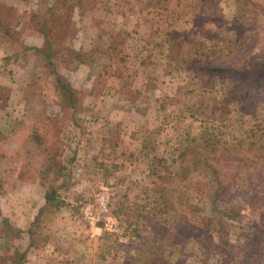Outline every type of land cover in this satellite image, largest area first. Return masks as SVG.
<instances>
[{"label":"rangeland","instance_id":"374dc122","mask_svg":"<svg viewBox=\"0 0 264 264\" xmlns=\"http://www.w3.org/2000/svg\"><path fill=\"white\" fill-rule=\"evenodd\" d=\"M122 1L19 0L17 9L12 8L5 11L1 8L0 19L7 27L4 30L0 29V71H7L12 89H0V100L28 99L30 108L27 113L36 115L41 109L35 107L36 103L39 100L46 102L51 108L49 113H47L48 108L45 110V115H51L53 118L52 124L42 126L41 130L46 133L63 132L72 138L74 135L72 133L90 132L86 126L87 123L94 122L93 115L102 116L105 110L104 107L100 110L94 109V103H98L95 96L99 94V91L103 90V87L105 90L107 87L114 89V92L109 90L108 94H112L111 98L106 97L112 102L123 96L127 99L133 94L132 83L135 80L139 81L130 74V69L136 66V62L134 61L133 64V61H129L131 64L124 65L125 61L119 59L116 54L112 56V51L109 53L113 60H116L114 67H121V69L117 71L114 68L113 72H107L102 68L101 71L102 65L109 67L108 63L106 65L107 48L119 49L123 45L122 39L128 30V28H121L120 21L116 28L110 29L111 27L107 25L112 22L113 13L117 12L116 4ZM127 1L133 2V0ZM223 2L225 5L219 7L218 12L215 9L216 11L210 12L209 16L204 15L201 18L195 16V25L192 28L190 27L192 20L187 24L186 19L192 18L193 12L190 10L191 4L185 0L183 3L185 10L180 14L173 13L178 18H182V28H168L175 33L176 39L169 45L158 42L161 45L157 43L158 48L153 50L161 52L162 49L165 52L170 49L176 61L169 62L168 66L174 70L184 71L179 68L180 63L181 67L191 68L192 77L188 78L184 87L179 85L176 89L181 100L170 101L168 109L163 110L161 118L164 123H158L157 128L142 136L143 139L148 137L154 145L155 153L163 154L168 158L177 143L175 142L176 135L186 128L198 138L199 144L210 145L205 149H202L201 145L199 148H192L194 146L191 145L185 157L186 165L192 166L193 161L204 150L207 152L206 155L213 157L212 161L209 160L212 164V170L208 173L210 183H206V177L199 169L194 172V177L190 178L187 184L186 192L192 194V200L196 202L192 209L181 213V218L180 213H170L173 222L164 241L168 251L160 257V264H238V257L243 256L242 249L246 248V241L252 234V229L248 227V224L250 222L255 224L264 234V68L253 63L254 61L264 62V0H223ZM123 14L127 15L126 12ZM165 14L154 12L155 16L165 17L163 16ZM155 16H151V19ZM170 17L173 18V16ZM147 26L148 24L143 28L138 27L137 30L130 26L129 35L136 39L135 42L128 44L130 53L140 51L142 44L136 45V43L141 38L137 36L147 34L145 33L148 31ZM103 35L105 38L100 41ZM10 37L17 41L24 40L28 44L22 42L23 45H15L12 49L6 45L7 38ZM109 38L113 39L112 43ZM104 42H108V46L105 45L106 50L102 54L94 53L90 59L91 66H85L82 69V64L78 61L80 55L82 54L81 58H83V55L92 48L101 49ZM150 43L152 44L153 41ZM40 50L48 53L44 55L40 53ZM94 57H99L96 63L92 62ZM204 64L220 68L228 75L217 76V74L214 88L208 86L205 90L208 91L206 95L195 98L194 96L200 92L202 77L200 67ZM253 66H256L258 70L249 74ZM122 68L126 69L124 73H122ZM59 76L63 81L70 82L74 98L84 103L79 112L67 107L65 103L67 101L59 95L61 92L57 83ZM95 78H97L96 81ZM93 81L96 83L93 84ZM121 81L126 84L119 86ZM188 96H193V102L198 100L193 106V113L190 114L187 107L184 110L186 105L184 100ZM124 107L126 106L123 105L120 108ZM12 110H8L11 115L14 113H11ZM138 110L136 108V111ZM42 115L43 113L40 114L41 118ZM18 118L16 117L15 120L18 131H27L28 120L19 121ZM72 119L76 124L72 123ZM11 129H15V127L12 128V124ZM111 136L115 138L116 135L110 134ZM82 140L84 142L83 138ZM82 140H74L78 148H81ZM108 142H113V140ZM51 144L52 148L61 146L59 140L52 139L43 140L38 148L47 146L49 148ZM73 148L74 146L65 140V149L72 152ZM101 149H107L104 151L106 152L110 148ZM211 149L215 150L210 153ZM65 155L63 159L65 158L66 163V157L69 155ZM124 155H119L120 164L117 163L116 169L113 166L108 167L106 173L111 171V174L105 178L97 176L95 178L97 181L88 180L86 183L89 185L82 186L85 188L83 193L78 194V191L70 189L67 182L73 176L69 178L67 172L69 174L71 172L65 168L64 180L61 178L64 183L59 179L56 183L35 185L47 194L53 188L57 190V195L48 202L44 212L47 213L46 217L50 221L48 222L50 230L54 232H50V235L38 236V239L40 237L42 241L49 243L46 253L50 256L48 257L50 264H114L113 260L117 264L134 262L138 253V245L144 237L150 234V228L149 220H144L145 222H141L135 228L140 238L130 234L120 239L113 234L115 221L111 218L112 203L119 193L129 186V181L138 179L135 173L132 174L131 167L125 164V160L127 162L129 160ZM57 161L61 162L62 159ZM91 168L89 166L90 171L87 174L93 176ZM126 174L131 180L124 178ZM22 175L29 179L32 176V169L28 166L23 170ZM147 175L151 182L146 186L149 188L152 182L154 183V177L150 176L148 171ZM133 177L135 179H132ZM31 184L22 183L20 185L19 209L23 211L22 219H25L26 210L23 197L27 190L32 188ZM60 185L62 187H59ZM134 186L136 189L137 185ZM129 188L133 191V184ZM147 188H144L142 195ZM97 191L107 196L108 212L104 220L102 222L100 220L99 226H88L82 216V206L88 202L92 203L93 195ZM132 193L129 192V196L131 198L134 196V200L128 198L130 202L126 203L127 205L123 204L125 206L123 209H128V212H131L133 208L131 202L145 198V195L136 197L137 194ZM155 198L159 201L158 197ZM219 205L231 210V213L227 215L231 217L234 213L238 220L236 222L228 220L231 222L226 221L224 231L212 233L210 230L219 229L220 222H212L208 212H210V207L213 212L216 211ZM65 206H69L68 209L71 211L69 218L71 220L68 221L67 226L73 224L83 230L76 242L75 239L72 241L68 234L65 235L66 240L64 241ZM202 207L207 209V212H203L204 214L201 212ZM123 217L124 214H122ZM106 219H110L108 225L105 224ZM21 226H24V221ZM131 226L130 228H133ZM34 227L43 228V226H33L32 229ZM99 227L103 229L95 234L94 230ZM13 230L14 228L4 220H0L2 233L9 235ZM49 236L53 240L52 244L48 242L50 241ZM77 243L79 249L74 250ZM253 251L247 260L248 264H264V236ZM26 260L24 255L21 262H26ZM141 260H144V256Z\"/></svg>","mask_w":264,"mask_h":264},{"label":"crops","instance_id":"0c3cea01","mask_svg":"<svg viewBox=\"0 0 264 264\" xmlns=\"http://www.w3.org/2000/svg\"><path fill=\"white\" fill-rule=\"evenodd\" d=\"M18 1L19 0H0V9L3 8L5 11L12 8L17 9L19 4ZM186 2L191 4L190 10L193 12L192 18L188 17L186 19L187 24H189L190 20H192L190 26L192 28L195 25V16H209L210 12H213V10L216 11L215 9H217L218 12V8L225 5L223 0H186ZM183 3H185V0H133L132 3L131 1L123 0L121 3L118 2L116 4L117 12L113 13L112 22L107 25L111 27L110 29L116 28L119 26L118 21H120L119 24L121 28H128V30H126L125 36L122 39L123 45H121L119 49H112L111 47L110 49L107 48L108 57L106 58V65L108 63L109 67L102 65L101 71L105 69L107 72H113L114 68L117 69V71L121 69V67H114L116 65V60L114 61L112 56L116 54L119 59L125 61L124 65L131 64L129 61H133V64L134 61L136 62V66L133 69H130V74L132 77L139 79V81L135 80L132 83L131 88L134 95L132 94L127 99L123 96L119 100H115L113 102L109 101V99H106V97L111 98L112 96V94H108L109 90L111 92H114L115 90H112V88L108 89V87L106 90L105 87H103V90L101 89L99 94L95 96L98 103H94V109L98 108L100 110V108L104 107L105 110L103 118H97L94 122L87 123L86 126L90 129V132H86L81 135L78 134L76 140L78 137H80L81 140L82 138L84 139V142L82 140L81 148L77 147L76 149L77 158L79 159L72 162L74 164H71L70 167L67 168V170L71 172L69 178L73 176L67 183H69L70 189L78 191V194L83 193L85 188L82 186L89 185V183H86L88 180L93 181L97 178V176L105 178L108 174H111V171L105 174L102 173L100 171L101 169L97 167L98 163L101 162L107 164L108 167L113 166V168L116 169L118 167L117 165L120 164V154H125L124 157L128 158L129 162L125 160V164L131 167L132 174L135 173V176H137L138 179H128L127 174L124 176L126 180L131 181H129V186L124 191H121L116 197L113 202L114 205H117V203L122 200V196H126L127 199L129 198L130 200H134L135 197L133 196L132 199L129 196V192L137 194L135 195L136 197L141 196L144 188H147L146 186L151 183L149 180L150 178L147 175V169H149L152 158L156 155V153L154 151V145L149 141V138L145 137V139H143L142 136L157 128L158 123H164L161 118L163 116V110L168 109V106L171 103L170 101L181 100L179 99L176 89L179 85L184 87L188 78L192 77L191 68L184 66L181 67L180 63L179 68L184 71L174 70L168 66L169 62L176 61V58L170 49L165 52H163L162 49L161 52L153 51L158 48V46H156L158 42L169 45L176 39L174 37L175 33L168 30V28H182V18H178V16L173 13L180 14L183 12L185 10ZM219 11H221V9H219ZM123 12H126L127 15L125 16ZM154 12H156V14L159 12H164L166 14L163 15L165 17H162L161 15L160 17L157 15L155 16ZM151 16L155 17L151 19ZM170 16H173V18ZM146 24H148V31L145 32L147 34L137 36L141 38V40L136 43V45L142 44V47L139 46L140 51L130 53L128 50V44H131L136 40L129 35V31L131 30L130 28L132 27V29L137 30L138 27L143 28ZM6 27L7 25L2 22V19H0V29L4 30ZM144 29L147 30L146 28ZM104 38L105 37L103 35V37L99 40L101 41ZM109 39L112 43L113 39ZM157 39L159 41H157ZM4 40L6 39L4 38ZM7 40L6 45L10 46L12 49L15 45H23L22 42L28 44V42H25L24 40L17 41L11 37L7 38ZM150 41H153V43L151 44ZM107 43H103V49L101 48L95 50L92 48V52L88 51V53L83 55V58H81L82 54L80 55L78 61L82 64V69L85 68V66H91L90 59L92 55L94 53L102 54V52L106 50V46H108ZM111 43L110 46H112ZM31 44L35 43L31 42ZM136 45H134V47H136ZM109 51H112V56ZM119 59H117V61ZM92 62L96 63L95 57ZM139 66L142 67V69H140ZM122 69V73H124L126 69ZM99 77H102V75H99ZM94 80L96 81L97 78ZM95 81H93V84ZM9 82L10 77L8 76L7 71H0V89L5 90L8 88L11 90L12 86H10ZM125 84L122 81L119 82V86H123ZM105 91L107 92L105 93ZM38 104L39 103L37 102L35 105L36 108L38 107ZM123 105L126 107L120 108ZM29 108L30 100L28 99H12L8 101L0 100V191L7 193V199L11 197L14 205H16V203L18 205L20 204V185L22 183H32V186H30L34 187L35 185H38V183H56V181L59 179L61 180V178L64 180V176H62V174H58L57 168H54L53 166L54 158L55 156H58V158L61 159L66 156L65 154L71 156V154L75 153L74 150L69 152V150L65 149V140L73 146L77 145L76 142L72 141L73 137L69 138L68 135H65L63 132L46 133L42 131V126L45 127L48 120H51V117L45 115V108L44 112H40L38 115L28 114L27 112ZM136 108L139 110L136 111ZM186 109L187 108L185 106L184 110ZM8 110H12L11 113H14L11 115ZM42 113L43 115L41 118L40 114ZM15 116L19 117V121H22V119L28 120V127H26L27 131H18ZM11 124L12 128L15 127L14 130L11 129ZM36 124H39L40 126H37ZM107 130H109L110 134H115V138L112 136L110 137ZM52 139L59 140L61 146H55L52 148L51 144V146L49 145V148L48 146L38 148L42 144L43 140ZM110 140H113V142H108ZM104 143L106 144L104 145ZM96 144L97 146H95ZM101 148L110 149L104 152L107 149L102 150ZM109 153L110 156H108ZM60 155L61 157H59ZM28 166L32 169V176L29 179H26L22 173ZM89 166L92 167L91 170L93 176L87 174V172L90 171V169H88ZM136 166H138V169H136ZM85 174H87V176ZM113 174H116V172H113ZM132 179H135V177ZM94 181H97V179ZM131 184H133V191H130L129 188ZM134 185H137L136 189ZM1 200L2 203L5 202L4 198H1ZM68 207L65 206L64 241L66 240L65 235L68 234L72 241L75 239L76 242L78 241L77 237L82 234L83 230H80L73 224H69L67 226L68 221L71 220L69 219L71 217V211ZM20 215L21 214L19 212L15 215V220L17 219L15 224L21 228L22 220L19 219ZM102 229L103 227H99V229L94 230V233L97 234ZM30 232L33 244L25 251V256L27 258L26 262H20V264H50V260L48 258L50 256H47L46 253L48 251L46 248L49 247V243H47V241H42L40 237L38 239V236L41 234L50 235L54 231L34 227ZM91 234L93 233L91 232ZM49 240L50 241L48 242L52 244L53 240L50 236ZM1 241H12L14 244L17 243V246L20 247L21 243L18 245L20 242V235L18 236V232H16L15 229L9 235L0 231V244L2 246V248H0V264H10V247L1 243ZM76 245L77 247L74 250L79 249V244L77 243ZM74 246L75 245H73V247ZM45 255L46 257H43ZM112 262L117 264L114 260ZM119 263L122 264L121 262Z\"/></svg>","mask_w":264,"mask_h":264},{"label":"trees","instance_id":"16d2710c","mask_svg":"<svg viewBox=\"0 0 264 264\" xmlns=\"http://www.w3.org/2000/svg\"><path fill=\"white\" fill-rule=\"evenodd\" d=\"M40 53L45 55L48 52L40 50ZM98 58L99 57H95L96 61H98ZM253 63H255L254 65L256 66L264 68V62L258 63L257 61H254ZM256 66H253V68L249 71V74H253L258 70ZM200 71L202 72V77L200 79V92L194 96L195 98H200L206 95L208 91L205 90L208 88V86H215L214 83L217 74V76L228 75L227 72L221 70L220 68L212 67L208 64L202 65L200 67ZM57 83L59 84V88L61 90L59 95L63 96L67 101L65 102L66 106L76 112H79L80 107H82L84 103H82L81 100L74 98L75 96L70 82L63 81L59 76L57 77ZM193 100V96H188L186 100H184V104H186L185 106L190 111L189 114L193 113V106H195V103L198 102V100L195 102H193ZM38 103L40 105H38V107L41 109L38 110L37 114L39 112H44V108L45 110L48 108L47 113L50 112V105H48L43 100H39ZM60 103H62V101ZM103 114H101L102 116L98 117L93 115L92 118L93 120H97V118L102 119ZM49 116L51 117V115ZM52 119L53 118L51 117V120H49L50 122H48L46 125L52 124ZM71 121L72 123L76 124L74 119ZM72 134H74L72 138V141L74 142L78 134L81 135L83 132H76ZM190 134V131L184 128V130L180 131L179 134L176 135L175 142L177 143L174 145V148L168 158H166V156L163 154H156L153 156L151 165L147 171L150 176L154 177V183L152 182V185L144 191L145 198L142 197L139 200L131 202V204H133L131 212H128V209H123L125 207L123 204H128L130 202H128L126 196H122V200L118 202L117 205L115 204L113 206V210H111V218H113V220L116 222L113 234L115 237H119L120 239H123L126 235L130 236V234L132 236L139 237L138 231L135 228H137L138 224L141 222L143 223L149 220L150 234H148L147 237H144L138 245V253L134 260V262L137 264H160V257L167 253L168 250L165 246L166 242L164 241L169 233V230L171 229L173 222L172 215H170V213H180L179 215L181 218V213L183 214L186 210L192 209V206L194 203H196L192 200V194L190 195L186 192L187 184L190 182V178L192 179L194 177V172L201 169V172L204 173V176L206 177V183H210V178L208 179V173L210 170H212V164L209 163V160L212 161L213 157L211 158L206 155L207 152L205 150L202 151L199 157L193 161L192 166H188L185 163V157L190 147L194 146L192 148H199L201 145L202 149H205L210 146H203L202 144H199L198 138L192 134L191 136ZM78 139L80 140V137H78ZM76 149L77 145H75L73 148L75 153L73 152L74 154L66 157V163L65 158H61L62 161L59 162L57 161L59 159L58 156H55L53 166L54 168H57L58 174H62V176H64V168L67 169L70 167L72 162L79 159L77 158ZM213 150L215 149H211L210 153L213 152ZM97 167L100 168V171L104 174L109 169L107 164L101 162L97 164ZM67 176H70L69 172H67ZM59 187H62V185ZM49 191L50 192L47 194L46 192L39 190L36 186L30 188L29 191L27 190L26 193L23 191L25 193V197H23L26 207L25 219H22L23 211L19 209L20 204L18 205L16 203V205H14L12 198L7 199V193L0 191V199L4 198L5 200L3 203H1L0 200V219L4 220V222L13 227L15 231L18 232V236L20 235V242L18 243V245L21 243L20 247L17 246V243L14 244L12 241H1V243L10 247V264H20L23 256L25 255L26 249L33 244V240L30 237V231H32L33 226H43L45 229H50L48 224L50 221L46 217L47 213L44 212L47 208L46 205L48 206V202L53 200V198L57 195V190L56 188H53ZM155 197H158L159 201H157V198ZM222 206L219 205L218 208L216 207V211L214 212L210 207V212H208L209 215H211L210 218L212 222H220L219 229L210 230L212 233H221V231H224V225H226L227 222H231L232 220H235L236 222L238 220L234 213H232L233 215L231 217L228 216L227 214H230L231 210H228L227 207ZM221 207L223 209H221ZM201 210L202 213L207 212V209L204 207H202ZM124 211H126L127 214L123 213ZM18 212L21 214L19 219H21L22 222L24 221V226H21V228L15 224V222H17V219L15 220V215H17ZM122 214H124L123 218ZM130 218L131 222L133 223L132 226L131 222H129ZM130 226L133 228H130ZM248 227L252 229V234L246 241V248L242 249L243 256L238 257V264H248V258H250L251 253L254 252L253 250L255 247H258L259 241H261V238L264 236V234L259 231L255 224H251L250 222ZM127 232L128 234H126ZM249 247L250 251L248 250ZM0 248H2L1 244ZM142 256H144L143 261L141 260ZM134 262L127 264H135Z\"/></svg>","mask_w":264,"mask_h":264},{"label":"built area","instance_id":"2783aa9c","mask_svg":"<svg viewBox=\"0 0 264 264\" xmlns=\"http://www.w3.org/2000/svg\"><path fill=\"white\" fill-rule=\"evenodd\" d=\"M93 199L94 202H88L82 206V216L88 226L96 227L99 226L100 220L101 222L104 220L103 218L108 212L109 201L107 196L101 191L94 193ZM106 220L105 224L108 225L110 219Z\"/></svg>","mask_w":264,"mask_h":264}]
</instances>
